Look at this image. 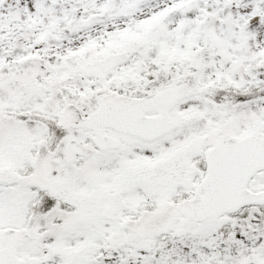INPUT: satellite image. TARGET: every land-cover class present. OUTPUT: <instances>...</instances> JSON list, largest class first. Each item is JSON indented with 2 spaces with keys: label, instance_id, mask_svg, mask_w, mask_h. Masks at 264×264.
<instances>
[{
  "label": "snow or ice",
  "instance_id": "6c2138e0",
  "mask_svg": "<svg viewBox=\"0 0 264 264\" xmlns=\"http://www.w3.org/2000/svg\"><path fill=\"white\" fill-rule=\"evenodd\" d=\"M0 264H264V0H0Z\"/></svg>",
  "mask_w": 264,
  "mask_h": 264
}]
</instances>
